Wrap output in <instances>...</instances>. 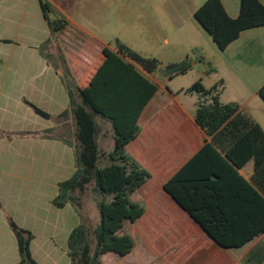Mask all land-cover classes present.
Instances as JSON below:
<instances>
[{"label":"crops","instance_id":"obj_1","mask_svg":"<svg viewBox=\"0 0 264 264\" xmlns=\"http://www.w3.org/2000/svg\"><path fill=\"white\" fill-rule=\"evenodd\" d=\"M221 1L229 17L236 19L241 0ZM259 1L264 5V0ZM37 3L38 7L32 0H0V47L3 50L14 46L0 54V264L10 262L4 231V223L9 226L5 203L23 209L26 199L37 190L51 193L52 203L58 195V184L74 172V148L69 139H74L75 124L64 60L76 86L85 89L103 64V49L115 51L114 46L91 37L67 16H63L67 27L52 34L48 24L52 19L44 16L41 0ZM199 6L193 5L192 16ZM193 22L216 55L212 63L208 62L205 74L216 73L219 81L223 80V93L229 84L227 77L234 78L237 95L230 104L238 105L240 112L247 113L264 129L256 116L257 111L264 110L259 107L264 103L258 96L264 85V27L243 31L221 51L196 19ZM47 40L50 42L42 50ZM139 70L158 86V92L139 116L138 136L126 146L127 153L150 174L147 183L134 194L141 199L132 200L145 207V214L129 223L135 242L132 252L125 257L105 254L102 264H264V249L252 245L264 234L241 248H221L164 190V184L210 138L194 121L195 103L192 109L179 101L177 96L184 91L176 95L165 80ZM199 80L204 85L203 78ZM102 83L98 82V88ZM26 102L50 118L37 115ZM42 120L48 124H42ZM100 124L99 147L110 152L114 146L112 129L107 123ZM249 166L250 173L246 175L244 170ZM253 173V161L241 170L248 180ZM59 175L65 176L60 179ZM159 192L164 194L160 197ZM244 248V254L234 253Z\"/></svg>","mask_w":264,"mask_h":264},{"label":"trees","instance_id":"obj_2","mask_svg":"<svg viewBox=\"0 0 264 264\" xmlns=\"http://www.w3.org/2000/svg\"><path fill=\"white\" fill-rule=\"evenodd\" d=\"M41 7L49 18L50 5L41 0ZM194 17L224 51L243 31L264 27V5L259 0H241L240 14L233 19L221 0H206ZM48 24L52 34L67 27L62 16L49 20ZM114 49H103V64L85 89L76 86L64 60L75 124L72 144L75 170L70 178L58 184V195L52 205L61 210L71 204L80 214V195L90 185L99 197L98 225L90 229L79 224L69 234L67 255L71 264H102L101 257L105 254L120 257L130 254L135 242L123 233L124 226L145 214V207L131 197L147 183L150 174L127 153L126 146L138 136L139 116L158 92V86L139 69L155 77L161 62L143 57L119 41ZM192 66L187 57L168 64L164 74L172 80L188 74ZM101 81L104 83L98 88ZM223 90V80L210 88L197 80L184 91L197 95L194 121L210 142L164 184V190L221 248L230 249L241 248L264 234V129L247 113L240 112L238 105L224 104ZM258 96L264 103V85ZM26 103L37 115L50 118L35 105ZM100 122L112 129L114 146L110 152L99 147ZM251 161L254 173L248 180L241 170ZM9 225L18 244L17 264H38L30 250L32 233L11 218Z\"/></svg>","mask_w":264,"mask_h":264},{"label":"rangeland","instance_id":"obj_3","mask_svg":"<svg viewBox=\"0 0 264 264\" xmlns=\"http://www.w3.org/2000/svg\"><path fill=\"white\" fill-rule=\"evenodd\" d=\"M7 1V0H6ZM15 3L16 0H8ZM51 11L48 16L59 19L67 16L73 22L85 29L91 37L114 46L116 41L125 44L143 57H153L161 62L155 77L165 80V84L174 94L186 91L197 80L203 78L204 85L210 88L220 77L216 73L206 75L208 62L216 59L215 53L205 41V36H200L195 30L194 16L191 15L193 5H201L205 0H44ZM38 7L37 0L32 4ZM209 39V38H208ZM14 46L0 47V54L12 50ZM189 58L193 69L184 76L174 80L164 74L168 64L180 62ZM200 59H203L201 61ZM212 66H214L212 64ZM229 82L226 91L222 94V102L228 103L237 95L235 79L227 77ZM179 101L192 107L197 100V95L181 94ZM256 106V105H255ZM260 109L263 105L259 106ZM192 109H194L192 107ZM33 114V112H31ZM257 118L264 125V110L256 112ZM28 117V116H27ZM26 117V118H27ZM47 121L42 120V124ZM51 123V122H49ZM48 124V123H47ZM74 144V139H69ZM75 170V158L73 160ZM251 166L244 170L250 173ZM65 175H59L63 179ZM164 193L159 192L161 197ZM51 193L36 191L26 199L24 208L17 204L5 203V210L20 228L28 230L34 236L30 250L38 264H71L68 257L67 241L70 232L79 224H84L90 229L99 223L97 200L93 186L80 195V214L68 204L63 210L55 208L50 201ZM139 195H134L132 200L138 201ZM141 199V198H140ZM129 223H126L123 233L130 235ZM5 241L8 246L10 262L19 261V251L16 237L10 225L4 223ZM141 246L140 239L135 237ZM94 244V243H93ZM252 245L264 249V236ZM246 248L235 250L236 255L246 252ZM15 259V261H14Z\"/></svg>","mask_w":264,"mask_h":264}]
</instances>
